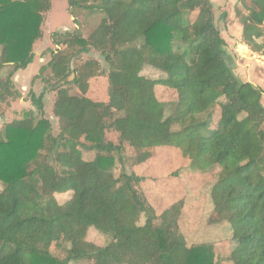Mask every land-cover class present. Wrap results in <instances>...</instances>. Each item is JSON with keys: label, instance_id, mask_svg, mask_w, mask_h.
<instances>
[{"label": "trees", "instance_id": "obj_1", "mask_svg": "<svg viewBox=\"0 0 264 264\" xmlns=\"http://www.w3.org/2000/svg\"><path fill=\"white\" fill-rule=\"evenodd\" d=\"M52 1L0 0V71L8 70L0 102L19 97L1 92H10L14 74L33 62ZM69 1L103 17L88 37L79 28L50 37L57 49L40 70L50 69L55 81L58 133L44 117V94L33 90L37 114L30 110L0 129V264H264V91L225 65L212 2ZM243 7L247 13L235 9L240 37L260 52L264 46L253 36L263 32L264 0ZM91 49L107 70L95 58L75 57ZM146 67L157 76H146ZM104 75L107 99L93 100L92 80ZM156 86L174 90L177 99L160 102ZM217 108L223 122L212 127ZM109 132L118 135L116 144L106 139ZM84 151L94 158L85 160ZM126 158L133 167L155 160V172L172 177H208V223L217 226L209 228H224L222 238L233 243L225 240L229 256L218 259L216 242L187 244L183 200L157 210L140 186L146 177L128 170ZM62 194L69 197L60 200ZM90 228L109 241H89Z\"/></svg>", "mask_w": 264, "mask_h": 264}, {"label": "rangeland", "instance_id": "obj_2", "mask_svg": "<svg viewBox=\"0 0 264 264\" xmlns=\"http://www.w3.org/2000/svg\"><path fill=\"white\" fill-rule=\"evenodd\" d=\"M79 3L80 0H74ZM215 3L214 16L219 30L221 31L223 39L226 44L224 46L225 55L232 61L235 66V74L243 81H249L252 84L259 86L264 91V49L260 52L255 50L251 43L246 42L240 36L241 22L239 23L236 16L235 9L239 7L242 12L247 13L243 5L248 4V0H213ZM99 0L97 3H101ZM226 13L225 19H221V14ZM103 14L93 13L89 14L86 10H78L73 7L69 0H53L51 9L44 14L42 22V35L33 44V53L35 58L33 63L26 69L18 71L19 78L14 80L12 77L13 86L10 92H1L4 95L16 92L19 97L9 99L7 102H0V129L7 123L15 119L23 118L30 110L36 114V109L30 100L29 91L33 90L36 95L44 94V117L48 119L52 125L53 133H58L59 123L52 111V103L55 97V91L52 89L54 80L51 79V71L47 69L41 71L40 68L46 65L51 60L52 51L57 49L51 40V35L54 32L74 31L76 28L82 32L84 37L88 35L97 27L102 19ZM262 34L259 37L253 36L254 41L259 45L264 46V25H260ZM251 51L253 55L247 53ZM83 61L90 58H95L100 61L102 68L107 70V65L99 52L91 49L82 52L78 55ZM74 65V64H73ZM7 68L0 71V79L4 78L7 73ZM144 74L148 77H156L157 73L150 70L148 67L144 69ZM75 77V75H74ZM73 77V79H74ZM72 79V80H73ZM71 81V80H70ZM94 83L90 89L88 96L96 101H104L107 99L108 80L106 75L98 78H93ZM157 98L162 103H170L177 99V93L164 86H156L154 89ZM261 102L264 105V94ZM223 118L228 116V110L222 101ZM171 108L167 109L169 114ZM220 110L217 108L214 111L212 127L222 123L220 119ZM117 134L115 132L107 133L106 139L118 142ZM161 153V150H159ZM127 155H134L130 149L126 150ZM95 156L94 152H83L85 160H92ZM126 168L144 175L146 178L140 183V186L145 193L150 203L159 208L165 207L171 203L182 199L184 202L180 215V229L187 241V244H195L199 242H216L215 252L219 260L229 256L230 250L227 241L229 238H222L224 234L222 226L218 231L211 233V228L217 226H210L208 219L213 213V207L209 199L210 182L205 175H197L196 173L182 172L177 177L164 175L163 173H156L155 160L144 164L141 167H133L127 163ZM115 174L120 171V164L117 162L113 169ZM168 173H171L170 170ZM170 176V177H169ZM61 184L59 185V188ZM68 194L59 195L60 200L68 198ZM209 226L211 228H209ZM217 229V228H216ZM87 239L99 246H104L109 241V236L94 229L88 230ZM227 240V241H225ZM230 242V241H229ZM231 246L233 245L230 242ZM62 256L61 252L57 253ZM70 264H75L71 262Z\"/></svg>", "mask_w": 264, "mask_h": 264}, {"label": "water", "instance_id": "obj_3", "mask_svg": "<svg viewBox=\"0 0 264 264\" xmlns=\"http://www.w3.org/2000/svg\"><path fill=\"white\" fill-rule=\"evenodd\" d=\"M211 2H212V4H213V8L215 7V3H214V1L213 0H210ZM221 32V31H220ZM221 36H222V34H221ZM223 37V36H222ZM80 54V52L79 53H77V55L75 56V57H77L78 55ZM224 63H225V65L228 67V68H230V69H232V70H235V64L233 63V62H229L228 60H227V56H224ZM71 69H72V72H71V74H70V76H69V78H68V80H72L73 79V77H74V75H75V73H74V65H73V61L71 62ZM64 81H61L60 83H58L56 86H55V89L57 88V87H59L60 85H64Z\"/></svg>", "mask_w": 264, "mask_h": 264}, {"label": "crops", "instance_id": "obj_4", "mask_svg": "<svg viewBox=\"0 0 264 264\" xmlns=\"http://www.w3.org/2000/svg\"><path fill=\"white\" fill-rule=\"evenodd\" d=\"M32 63H33V62H32ZM29 65H31V64H29ZM29 65H28V66H29ZM28 66H27V67H28ZM27 67H26V68H27ZM26 68H25V69H26ZM21 70H22V69H21ZM18 71H19V70H18ZM18 71L14 74V80H17V79L19 78Z\"/></svg>", "mask_w": 264, "mask_h": 264}]
</instances>
